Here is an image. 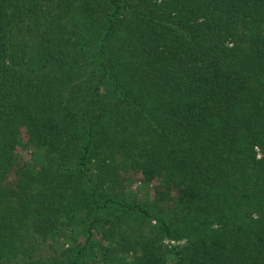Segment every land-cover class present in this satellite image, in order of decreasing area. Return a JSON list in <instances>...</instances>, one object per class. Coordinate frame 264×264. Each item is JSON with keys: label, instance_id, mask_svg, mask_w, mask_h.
Instances as JSON below:
<instances>
[{"label": "trees", "instance_id": "1", "mask_svg": "<svg viewBox=\"0 0 264 264\" xmlns=\"http://www.w3.org/2000/svg\"><path fill=\"white\" fill-rule=\"evenodd\" d=\"M99 255L264 264V0H0V263Z\"/></svg>", "mask_w": 264, "mask_h": 264}, {"label": "rangeland", "instance_id": "2", "mask_svg": "<svg viewBox=\"0 0 264 264\" xmlns=\"http://www.w3.org/2000/svg\"><path fill=\"white\" fill-rule=\"evenodd\" d=\"M32 152H33V150L31 148V146H29V147H26V146L23 147L22 146V147L18 148V150H17V159H18L17 165H18V167L21 166L22 164H24V162H26L27 160H29L32 157V154H33ZM125 185L127 186L128 189H130V190L132 189L134 191H137L139 196L140 197L142 196V198L146 197L145 194H148L149 192H151V189H152V187H151L152 184L147 185L143 182H140L138 180V177L135 175L134 176L132 175L130 177V179H128L127 182H125ZM153 222H155V221H153ZM99 237L100 236H98V237L96 236V238H99ZM184 242H185L184 239L175 240V243H172L170 238H165L163 240L164 245L167 246L168 248H171L172 246H175L177 244H183ZM115 245H116V243L114 244V246ZM58 246H59V244H58ZM128 254H129L128 252L125 253V256H127ZM87 259H88V262L90 263V261L93 260V257H88ZM94 259L96 260L97 264H104V262H105L104 259L102 258V255H99L97 258L95 257ZM13 260L16 263L13 261L11 263H2L1 262L0 264H17V262L22 263L24 261V258L22 256H18L16 258H14Z\"/></svg>", "mask_w": 264, "mask_h": 264}, {"label": "built area", "instance_id": "3", "mask_svg": "<svg viewBox=\"0 0 264 264\" xmlns=\"http://www.w3.org/2000/svg\"><path fill=\"white\" fill-rule=\"evenodd\" d=\"M171 242H172V243H175V240H172V239H171Z\"/></svg>", "mask_w": 264, "mask_h": 264}]
</instances>
